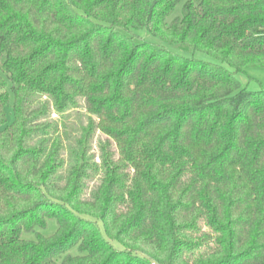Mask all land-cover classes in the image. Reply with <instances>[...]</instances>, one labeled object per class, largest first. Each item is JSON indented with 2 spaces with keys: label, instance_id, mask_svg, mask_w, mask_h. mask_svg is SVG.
<instances>
[{
  "label": "trees",
  "instance_id": "1",
  "mask_svg": "<svg viewBox=\"0 0 264 264\" xmlns=\"http://www.w3.org/2000/svg\"><path fill=\"white\" fill-rule=\"evenodd\" d=\"M256 66L264 0H0V264H264Z\"/></svg>",
  "mask_w": 264,
  "mask_h": 264
},
{
  "label": "rangeland",
  "instance_id": "2",
  "mask_svg": "<svg viewBox=\"0 0 264 264\" xmlns=\"http://www.w3.org/2000/svg\"><path fill=\"white\" fill-rule=\"evenodd\" d=\"M144 39H146L148 41L155 40L150 34L145 35ZM174 51L176 53L185 54L182 51H178V50H174ZM196 56L199 58H202L204 60H210L209 57H207L203 54H197ZM236 78L238 79V81L240 82L242 87H246L250 91H256V90L263 89L264 88V67H258V66L250 67L244 72L237 73ZM11 104H12V102L10 100L9 106H7V108L5 109L7 124H10L13 121ZM53 228L54 227L51 225V227L49 229H47V231H45V232L49 233L50 231L53 230Z\"/></svg>",
  "mask_w": 264,
  "mask_h": 264
}]
</instances>
